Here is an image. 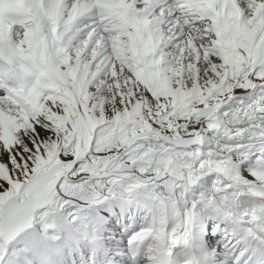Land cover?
<instances>
[{"label": "snow or ice", "instance_id": "snow-or-ice-1", "mask_svg": "<svg viewBox=\"0 0 264 264\" xmlns=\"http://www.w3.org/2000/svg\"><path fill=\"white\" fill-rule=\"evenodd\" d=\"M0 264H264V0H0Z\"/></svg>", "mask_w": 264, "mask_h": 264}]
</instances>
